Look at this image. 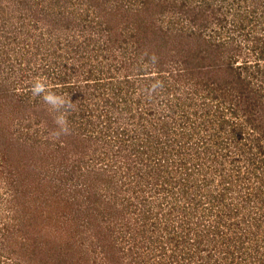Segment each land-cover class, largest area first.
I'll list each match as a JSON object with an SVG mask.
<instances>
[{"label":"rangeland","instance_id":"1","mask_svg":"<svg viewBox=\"0 0 264 264\" xmlns=\"http://www.w3.org/2000/svg\"><path fill=\"white\" fill-rule=\"evenodd\" d=\"M0 264H264V0H0Z\"/></svg>","mask_w":264,"mask_h":264},{"label":"clouds","instance_id":"2","mask_svg":"<svg viewBox=\"0 0 264 264\" xmlns=\"http://www.w3.org/2000/svg\"><path fill=\"white\" fill-rule=\"evenodd\" d=\"M32 91H33V94L36 95V94H39V93L43 92L44 91V87H43V85L38 83V84L35 85V87L32 89ZM54 98H55V96L50 94V93L44 96V99H45L46 102H52L54 100ZM57 123H59L61 125H64L66 122H65L63 117H59L57 119ZM62 131L66 133L67 132V128L66 127L62 128ZM57 135H59V133H57Z\"/></svg>","mask_w":264,"mask_h":264},{"label":"trees","instance_id":"3","mask_svg":"<svg viewBox=\"0 0 264 264\" xmlns=\"http://www.w3.org/2000/svg\"><path fill=\"white\" fill-rule=\"evenodd\" d=\"M215 50V49H214Z\"/></svg>","mask_w":264,"mask_h":264}]
</instances>
